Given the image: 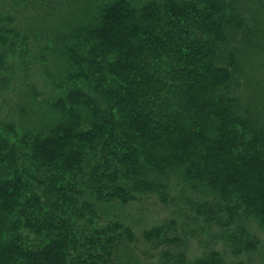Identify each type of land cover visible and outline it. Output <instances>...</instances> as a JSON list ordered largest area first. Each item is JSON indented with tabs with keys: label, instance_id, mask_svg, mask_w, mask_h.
I'll use <instances>...</instances> for the list:
<instances>
[{
	"label": "trees",
	"instance_id": "trees-1",
	"mask_svg": "<svg viewBox=\"0 0 264 264\" xmlns=\"http://www.w3.org/2000/svg\"><path fill=\"white\" fill-rule=\"evenodd\" d=\"M0 264H264V0H0Z\"/></svg>",
	"mask_w": 264,
	"mask_h": 264
},
{
	"label": "rangeland",
	"instance_id": "rangeland-1",
	"mask_svg": "<svg viewBox=\"0 0 264 264\" xmlns=\"http://www.w3.org/2000/svg\"><path fill=\"white\" fill-rule=\"evenodd\" d=\"M136 209H137V206H134V207L129 208L128 209V211H129L128 214L134 213L136 211ZM154 210L155 209L153 207H151V209L148 208V210H147L148 212H145V211L143 212V215L144 214H146V215L143 216V223L140 226L145 225V223H147L146 226H151L152 224H155V223L158 222V216H157V214H154V212H153ZM136 231L138 232L140 230L138 228H136ZM142 246H143V244H141L139 247H142ZM255 262L258 263V260L255 261Z\"/></svg>",
	"mask_w": 264,
	"mask_h": 264
}]
</instances>
